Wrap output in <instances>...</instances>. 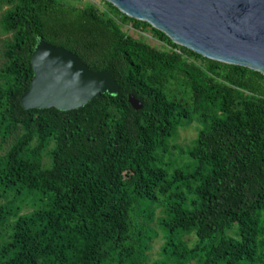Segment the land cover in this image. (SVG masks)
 I'll return each instance as SVG.
<instances>
[{
	"label": "trees",
	"instance_id": "1",
	"mask_svg": "<svg viewBox=\"0 0 264 264\" xmlns=\"http://www.w3.org/2000/svg\"><path fill=\"white\" fill-rule=\"evenodd\" d=\"M73 1L0 0V264H264V75L105 0ZM39 37L110 71L120 92L24 109ZM193 122L197 137L174 145Z\"/></svg>",
	"mask_w": 264,
	"mask_h": 264
},
{
	"label": "water",
	"instance_id": "2",
	"mask_svg": "<svg viewBox=\"0 0 264 264\" xmlns=\"http://www.w3.org/2000/svg\"><path fill=\"white\" fill-rule=\"evenodd\" d=\"M149 23L174 43L212 60L264 75V0H105ZM34 76L24 109L74 110L104 93L118 94L113 74L90 68L77 54L42 37L31 57ZM130 104L142 109L134 94Z\"/></svg>",
	"mask_w": 264,
	"mask_h": 264
},
{
	"label": "rangeland",
	"instance_id": "3",
	"mask_svg": "<svg viewBox=\"0 0 264 264\" xmlns=\"http://www.w3.org/2000/svg\"><path fill=\"white\" fill-rule=\"evenodd\" d=\"M90 2L96 3L97 5H99L101 10H107L108 9L107 5L103 2V0H80V1H73L71 3L80 4L82 6H85L86 4H88ZM125 29L133 37L139 38V39L151 44L153 47L163 48V46H162L163 44L160 41L154 39L151 32L135 30L134 28H132L131 25H128ZM3 39H4V36H2L0 34V65L2 63V57H1L2 44H1V41ZM200 128H201V125L198 122H193L188 126L180 128L178 131L177 137L173 140V144L177 145L179 147H182V148L187 147L197 137ZM179 155H180V150L176 149L175 150V156H179ZM188 239L190 240V242H193L195 240V237L191 236V237H188ZM163 243H164V239H163L162 233H161L160 236L153 242V248L149 253L151 260H155V259L160 257V251H161V247H162Z\"/></svg>",
	"mask_w": 264,
	"mask_h": 264
}]
</instances>
